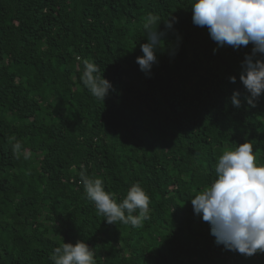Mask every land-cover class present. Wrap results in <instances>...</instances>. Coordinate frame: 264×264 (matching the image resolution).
<instances>
[{
  "label": "trees",
  "instance_id": "obj_1",
  "mask_svg": "<svg viewBox=\"0 0 264 264\" xmlns=\"http://www.w3.org/2000/svg\"><path fill=\"white\" fill-rule=\"evenodd\" d=\"M191 4L0 0V264H52L55 247L78 240L96 264H264V252L218 245L191 204L234 144L251 143L264 164V94L250 105L240 80L252 45L218 47ZM149 15L163 46L145 73L136 57ZM84 60L112 84L104 102L81 81ZM81 169L117 202L139 183L142 227L107 223Z\"/></svg>",
  "mask_w": 264,
  "mask_h": 264
},
{
  "label": "clouds",
  "instance_id": "obj_2",
  "mask_svg": "<svg viewBox=\"0 0 264 264\" xmlns=\"http://www.w3.org/2000/svg\"><path fill=\"white\" fill-rule=\"evenodd\" d=\"M191 9L194 25L206 27L218 47L239 49L252 45L251 53L242 62L240 80L249 94L247 102L255 106L264 94V0H192ZM159 23L157 16L149 15L144 24L147 42L140 45L143 55L137 56L136 62L145 73L158 62L156 53L163 46ZM171 26L172 21H166V27ZM83 65V85L104 102L111 82L93 62L84 60ZM230 81L235 83L236 77L231 76ZM238 97V91L231 97L237 108ZM79 176L86 198L107 223L139 228L149 218L150 198L139 183L132 184L117 202L105 190L101 178L90 177L83 169ZM191 204L194 213L210 225L218 245L249 257L264 252V164L257 163L251 143L234 144L223 152L215 166V177L209 186L195 193ZM94 256L95 250L78 240L75 244L62 242L50 259L52 264H96Z\"/></svg>",
  "mask_w": 264,
  "mask_h": 264
},
{
  "label": "rangeland",
  "instance_id": "obj_3",
  "mask_svg": "<svg viewBox=\"0 0 264 264\" xmlns=\"http://www.w3.org/2000/svg\"><path fill=\"white\" fill-rule=\"evenodd\" d=\"M126 85L129 86L130 89H132V87H133L132 84H130L128 82L126 83ZM129 95L131 98L135 97V92L133 91V89L130 91Z\"/></svg>",
  "mask_w": 264,
  "mask_h": 264
}]
</instances>
